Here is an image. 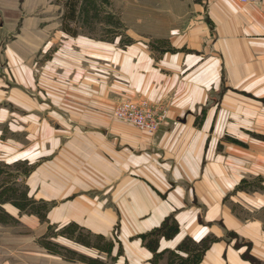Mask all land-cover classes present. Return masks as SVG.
Masks as SVG:
<instances>
[{"label":"crops","instance_id":"0c3cea01","mask_svg":"<svg viewBox=\"0 0 264 264\" xmlns=\"http://www.w3.org/2000/svg\"><path fill=\"white\" fill-rule=\"evenodd\" d=\"M158 1L164 28L122 47L0 0V165L47 224L115 238V264H156L142 235L171 215L164 258L207 240L199 264H264V0ZM124 99L167 118L143 131L114 116Z\"/></svg>","mask_w":264,"mask_h":264},{"label":"rangeland","instance_id":"374dc122","mask_svg":"<svg viewBox=\"0 0 264 264\" xmlns=\"http://www.w3.org/2000/svg\"><path fill=\"white\" fill-rule=\"evenodd\" d=\"M24 1L20 0L21 3ZM158 2L84 0L78 30L80 34L90 37L117 40L125 47L138 39L157 34L164 28L166 21L159 20ZM39 9H46L52 16L63 14L62 5L56 0H46V5H41ZM153 40L158 41L157 38ZM7 169L14 170L0 165V264L116 263L122 249L115 238L101 237L76 225L59 227L47 224L42 218L47 205L32 202L30 197L25 196V188L16 191L13 175ZM14 206L22 210L17 217ZM23 214L38 215L40 225L36 228L27 227L20 220ZM168 257L163 258L161 263L168 262Z\"/></svg>","mask_w":264,"mask_h":264},{"label":"trees","instance_id":"16d2710c","mask_svg":"<svg viewBox=\"0 0 264 264\" xmlns=\"http://www.w3.org/2000/svg\"><path fill=\"white\" fill-rule=\"evenodd\" d=\"M84 0H56L57 3L61 4L63 7L62 14V29L72 35L78 36L80 34L78 30V23L80 19L81 10L83 7ZM25 196L28 197L27 192L25 190ZM46 204V203H41ZM21 205V204H20ZM47 205V204H46ZM22 206V205H21ZM24 207V206H22ZM45 210L44 216L38 212L42 218L46 220V212ZM76 225V224H71ZM77 226V225H76ZM179 231V225L176 218L171 215L168 216L165 221L162 223L160 227L153 230L148 234L142 235V238L146 241L148 247H150L155 252L156 264H162L161 260L164 258L163 253H157L158 249V238L160 236L172 237ZM103 237V235H100ZM210 246V243L207 240H204L200 243H194L193 241L186 239L181 245L180 250L187 249L191 250V253L184 257L180 255L178 252L169 251L168 255L169 260L165 264H199L201 261L205 250ZM162 256V258H161Z\"/></svg>","mask_w":264,"mask_h":264},{"label":"built area","instance_id":"2783aa9c","mask_svg":"<svg viewBox=\"0 0 264 264\" xmlns=\"http://www.w3.org/2000/svg\"><path fill=\"white\" fill-rule=\"evenodd\" d=\"M243 3H254L261 0H240ZM167 110L160 109L147 99H124L114 110V116L132 123L139 129L155 133L167 118Z\"/></svg>","mask_w":264,"mask_h":264}]
</instances>
